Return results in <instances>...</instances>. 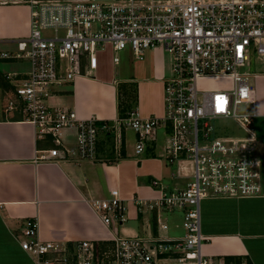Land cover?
Here are the masks:
<instances>
[{"label":"built area","instance_id":"obj_1","mask_svg":"<svg viewBox=\"0 0 264 264\" xmlns=\"http://www.w3.org/2000/svg\"><path fill=\"white\" fill-rule=\"evenodd\" d=\"M0 4L29 10L28 35L16 41L15 51L0 52V60L29 65L15 85L17 102L9 101L7 108L20 111L37 139L51 140L53 147L46 151L50 159L93 161L99 133L114 134L120 144L124 129L135 134L139 155L163 128L164 163H191L190 174L183 175L180 167L172 174L188 179L183 189L167 191L154 179L151 186L159 196L133 200L137 212L154 215L156 235L120 236L117 228L128 221V209L112 190L109 198L90 201L112 232L110 245L41 241L38 223L30 219L18 242L34 264H234L202 254L206 238L200 232V203L261 193L260 162L252 155L255 74L243 69L252 55L264 61V0H0ZM107 48L113 64L126 49L140 61L145 52L156 49L171 56L170 75L162 79V117L143 118L133 109L110 124L48 104L57 89L92 75L97 54ZM212 80L228 86L199 87V82ZM226 120H233L247 137L217 136L213 123ZM66 130L75 132L72 148L63 143ZM177 211L182 214L183 235L161 234L168 230L163 214Z\"/></svg>","mask_w":264,"mask_h":264},{"label":"crops","instance_id":"obj_2","mask_svg":"<svg viewBox=\"0 0 264 264\" xmlns=\"http://www.w3.org/2000/svg\"><path fill=\"white\" fill-rule=\"evenodd\" d=\"M28 33V8L0 4L2 52L15 51L16 41ZM154 51L152 68L134 69L122 80L107 81L98 76V62L92 75L78 77L72 85L57 89L48 104L73 109L82 119L94 116L110 124L133 109L143 118H160L164 113L162 79L168 68L159 49ZM22 62L0 60V264H34L18 242L30 219L37 221L41 241L110 245L112 232L102 224L90 201L107 199L112 190L118 192L128 209V221L117 228L120 236L156 235L154 215L137 212L134 198H157L159 192L151 186L154 179L167 191L183 189L188 182L172 176L180 165L164 163V129L156 130L154 141L147 143L139 155L135 153V134L124 129L120 144L114 134L99 133L93 161L50 159L46 151L53 147L51 140L37 139L20 111L7 108L9 101L17 102L15 85L26 73L17 64ZM147 71L151 76L141 77ZM14 74L8 80L7 76ZM251 85L256 113L252 155L260 162L261 193L251 198L206 199L200 203V232L206 238L202 254L234 264H264V71L255 73ZM155 87L159 92L155 93ZM74 135L73 130L63 132L67 148L74 147ZM168 214H163L168 230L161 234L181 237V212Z\"/></svg>","mask_w":264,"mask_h":264},{"label":"rangeland","instance_id":"obj_3","mask_svg":"<svg viewBox=\"0 0 264 264\" xmlns=\"http://www.w3.org/2000/svg\"><path fill=\"white\" fill-rule=\"evenodd\" d=\"M3 48L0 47V52H2ZM160 53L162 54V58L165 61V65L168 68V72L166 73L165 77H168L170 75V66H171V56L160 50ZM152 52V51H151ZM150 51L145 52L143 55V59L140 61H135L133 59V56L131 55V52L129 50H124L122 52L118 53V57L120 62L118 64H113L112 62V53L107 48L104 52L97 54V59L99 62V70H98V76L105 77V80L107 81H113L116 80H122L125 79L126 75L130 71H133L134 69H145L152 68V59H153V51L151 53ZM20 68L27 72L29 65L27 62L23 61L22 63H17ZM244 72H248L251 74L260 73L264 71V61H261L258 59L257 56L252 55L249 61V65L245 66L243 69ZM151 74H148V71L145 72V74H142L141 77H147L149 78ZM223 87H227L228 84L226 82L221 81H201L199 82V87L203 89H219ZM159 88H161V85H159ZM159 92L158 87H155V93ZM128 101V100H127ZM213 128L218 133L217 136H228V137H235V138H245L247 137V133L240 128L233 120H226L224 122H215L213 123ZM180 165V171L184 174H190L191 173V163L189 161H184L181 163H178ZM175 213V212H174ZM179 214V213H178ZM180 215V214H179ZM179 215H174L179 217ZM168 217L170 214L167 215ZM173 216V215H172Z\"/></svg>","mask_w":264,"mask_h":264},{"label":"trees","instance_id":"obj_4","mask_svg":"<svg viewBox=\"0 0 264 264\" xmlns=\"http://www.w3.org/2000/svg\"><path fill=\"white\" fill-rule=\"evenodd\" d=\"M125 115L121 116V117H124Z\"/></svg>","mask_w":264,"mask_h":264}]
</instances>
